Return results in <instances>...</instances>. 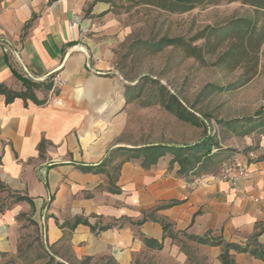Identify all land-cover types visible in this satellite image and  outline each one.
Returning a JSON list of instances; mask_svg holds the SVG:
<instances>
[{
	"label": "crops",
	"instance_id": "obj_1",
	"mask_svg": "<svg viewBox=\"0 0 264 264\" xmlns=\"http://www.w3.org/2000/svg\"><path fill=\"white\" fill-rule=\"evenodd\" d=\"M114 9L115 0H0V186L13 196L0 211V264H25L31 229L42 264H223L225 244L264 246V161L243 158L250 175L237 189L220 174L181 173L168 157L111 168L122 154L113 151L135 147L123 140L128 31ZM57 76L66 84L53 90Z\"/></svg>",
	"mask_w": 264,
	"mask_h": 264
},
{
	"label": "rangeland",
	"instance_id": "obj_2",
	"mask_svg": "<svg viewBox=\"0 0 264 264\" xmlns=\"http://www.w3.org/2000/svg\"><path fill=\"white\" fill-rule=\"evenodd\" d=\"M114 11L128 31L118 63L132 104L125 142L134 148L189 145L206 135L215 136L222 150L214 149L210 160L197 165L193 173L196 176L220 174L229 159L264 157V45L258 74L239 87L236 84L242 79V70L230 72L216 65L223 48L208 54L205 40H193L207 27L221 29L233 19L251 18L252 7L220 0L218 4L204 2L188 12L171 13L145 0H115ZM175 38L203 47V60L187 57L177 45L161 43L163 39ZM170 95L194 112L202 126L183 122L167 111L165 104ZM126 155L120 154L116 163ZM163 157L170 158L171 166L179 165L170 154ZM143 159H139L141 163ZM12 204V194L0 186V211ZM28 237L34 238L36 251L28 254L26 247L19 258L25 264L32 259L42 264L44 254L35 230L31 229Z\"/></svg>",
	"mask_w": 264,
	"mask_h": 264
},
{
	"label": "trees",
	"instance_id": "obj_3",
	"mask_svg": "<svg viewBox=\"0 0 264 264\" xmlns=\"http://www.w3.org/2000/svg\"><path fill=\"white\" fill-rule=\"evenodd\" d=\"M147 4L157 6L159 9L171 13H184L193 10L199 4H218L220 0H145ZM228 3L240 2L243 5L253 8L251 18H237L229 21L221 29L207 27L194 37V41L205 40V47L208 54H215L219 48H223L222 53L217 57L216 65L224 67L230 72L242 70V79L236 84L239 87L247 85L258 74L260 64V51L264 45V0H225ZM28 27V26H27ZM162 44L177 45L183 48L187 57L202 61L203 47L193 46L185 43L181 38L163 39ZM27 86L31 83L24 81ZM27 98L28 94H13L7 98L10 102L14 98ZM167 111L175 115L179 120L201 127L202 123L194 112L184 107L174 95H170L165 104ZM228 124H231L227 122ZM214 149L222 150V147L215 136L206 135L202 140L189 145H149L141 148H120L111 154V157L122 152L127 154L125 159L120 161L115 170H119L121 165L130 159H141L144 157L142 165L149 167L158 160L170 154L173 161L180 165L181 173H188L195 170L197 165L203 160H210L214 156ZM264 161V157L258 159ZM112 161L107 158L100 166H106ZM92 168H85L91 170ZM27 200L25 197L17 196L16 201ZM258 235H256L257 237ZM255 237V238H256ZM201 243H208L209 239H198ZM212 244H223L221 240L212 241ZM225 252L221 259L223 264H236L229 254L230 249L239 252H249L257 259L264 261V246L255 239L253 246L239 247L233 244H225Z\"/></svg>",
	"mask_w": 264,
	"mask_h": 264
},
{
	"label": "built area",
	"instance_id": "obj_4",
	"mask_svg": "<svg viewBox=\"0 0 264 264\" xmlns=\"http://www.w3.org/2000/svg\"><path fill=\"white\" fill-rule=\"evenodd\" d=\"M66 82L60 76L53 79V90L62 88ZM250 175L249 165L247 162L240 158H234L227 160L221 169L220 177L227 182L232 189H237L245 182ZM255 202H260L255 198Z\"/></svg>",
	"mask_w": 264,
	"mask_h": 264
}]
</instances>
